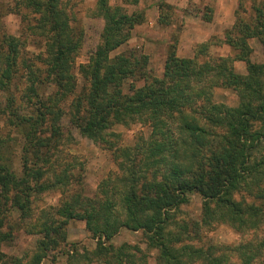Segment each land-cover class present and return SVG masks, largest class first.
Segmentation results:
<instances>
[{
    "label": "trees",
    "instance_id": "obj_1",
    "mask_svg": "<svg viewBox=\"0 0 264 264\" xmlns=\"http://www.w3.org/2000/svg\"><path fill=\"white\" fill-rule=\"evenodd\" d=\"M250 1V13L237 4L220 41L234 58L211 59L207 45L192 58H180L172 45L155 77L145 56L131 50L112 54L143 14L95 0L91 15L103 25L99 42L77 67L86 84L75 93L81 27L60 0H14L10 11L22 24L18 36L0 25V123L15 135L0 134V244L11 243L18 231L36 236L23 264H41L65 243L68 222L80 221L94 246L64 250L65 264H147L136 245H112L120 230L140 232L145 249L155 252V264H264V234L243 240L264 233V0ZM168 18L162 12L157 23ZM250 39L260 44L263 62L248 60ZM234 60L245 64L244 74L234 72ZM214 88L232 91L235 106L214 103ZM63 121L110 151L116 167L91 196L83 193L73 166L58 161ZM135 123L148 134L117 146L118 136L108 130ZM46 192L59 195L57 204L35 215L32 204ZM190 194L201 201L199 216L177 220ZM219 224L238 234L240 243L193 241ZM0 264L22 263L0 252Z\"/></svg>",
    "mask_w": 264,
    "mask_h": 264
},
{
    "label": "rangeland",
    "instance_id": "obj_2",
    "mask_svg": "<svg viewBox=\"0 0 264 264\" xmlns=\"http://www.w3.org/2000/svg\"><path fill=\"white\" fill-rule=\"evenodd\" d=\"M65 5L67 11L71 13L72 21L75 26L82 29V46L74 60L73 72L76 79L75 93H78L85 82L78 74L77 67L84 64L95 46L99 42V34L103 22L100 18L93 17L91 12L95 0H60ZM129 0H108L110 6H120L126 13L141 12L144 20L139 25L130 30L128 41L112 54L131 50L147 59V72L149 75L158 77L162 72V65L165 60L168 48L175 47V54L180 58H192L202 45H207V57L215 59L217 57L234 58L235 52L228 46L220 43L223 32L229 29L234 22V11L238 3L247 11L251 6L250 0H234L232 4L223 2V9L218 16L214 15V2L205 3L204 0H138L136 5L127 3ZM163 3L169 9L162 7L158 10V5ZM14 0H0V25L9 35L17 37L22 28L20 17L10 8ZM226 5L228 6L226 10ZM230 6L232 8L230 9ZM204 8L206 10H204ZM168 14L164 24H158L157 19L160 13ZM249 12V11H247ZM250 13V12H249ZM204 14V15H203ZM250 48L248 60L251 63L263 62L261 46L255 39L247 41ZM27 51L37 53L32 47ZM206 57L199 56L198 61L205 60ZM232 68L238 74L245 73V64L242 61H232ZM129 81H127L128 83ZM140 81L135 82L134 86H139ZM126 86V84H125ZM49 90V89H48ZM212 100L214 103L224 104L225 106H235L237 99L235 94L222 88L212 90ZM65 140L58 152L60 164L70 163L73 168L71 171L78 172L83 185V193L91 196L95 191L96 185L106 178L108 173H115L116 167L111 161L110 151L93 144L86 138L69 127L63 121ZM8 132L11 138L15 137L12 131H6L0 123V134ZM109 133L118 136L117 146H131L137 134H148V128L140 124H130L127 126L113 125ZM18 151H15L14 161H17ZM17 164V163H16ZM81 166V167H80ZM81 168V169H80ZM59 195L56 192H46L33 202L32 211L35 215L40 209L54 207L57 204ZM201 201L195 194L188 195V202L179 208L176 214L177 220H196L200 213ZM263 231H259L255 236L244 235V241L260 239ZM36 236L25 235L21 231L14 233V239L9 244H0V252L7 258H18L21 263H25L34 251ZM196 244L215 246H230L240 243V236L227 225H214L210 230L199 233L197 239L193 240ZM112 245L117 246L122 243L136 245L147 255V264H155L154 251H147L140 232H130L120 230L111 241ZM94 246V241L84 231L83 223L80 221H70L66 225V241L54 252H51L41 262V264H65V258L61 254L64 250L75 247L77 250L83 248L90 250ZM72 264L74 261H70ZM68 262L69 264H71Z\"/></svg>",
    "mask_w": 264,
    "mask_h": 264
},
{
    "label": "crops",
    "instance_id": "obj_3",
    "mask_svg": "<svg viewBox=\"0 0 264 264\" xmlns=\"http://www.w3.org/2000/svg\"><path fill=\"white\" fill-rule=\"evenodd\" d=\"M212 3L214 2V15L218 16V14H220V12H222L223 9V2H228V5L232 4L231 2H234V0H204V5L205 3ZM228 6L226 5V10H227ZM232 8V6H230V9ZM229 9V8H228Z\"/></svg>",
    "mask_w": 264,
    "mask_h": 264
}]
</instances>
